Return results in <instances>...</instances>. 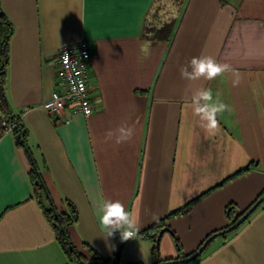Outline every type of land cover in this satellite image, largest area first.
Masks as SVG:
<instances>
[{
  "label": "crops",
  "instance_id": "obj_1",
  "mask_svg": "<svg viewBox=\"0 0 264 264\" xmlns=\"http://www.w3.org/2000/svg\"><path fill=\"white\" fill-rule=\"evenodd\" d=\"M0 5L12 24L4 93L26 143L12 131L0 133V264H71L44 214L49 204L75 211L68 231L83 255L92 250L108 264L118 255L120 264L125 248L138 247L146 264H155L192 253L228 224V205L242 212L264 191V0ZM164 25L172 26L169 34ZM81 39L92 48L87 81L94 109L86 117L66 111L63 122L42 104L58 85V50ZM146 40L152 47L144 58L139 46ZM200 55L232 71L212 81L182 79L181 67ZM200 88H211L214 98L219 91L231 108L218 114L214 135L189 107ZM33 168L44 186L40 197ZM103 200H120L139 231L159 220L170 231L157 248L146 236L105 237L97 214ZM189 264H264V200Z\"/></svg>",
  "mask_w": 264,
  "mask_h": 264
},
{
  "label": "clouds",
  "instance_id": "obj_2",
  "mask_svg": "<svg viewBox=\"0 0 264 264\" xmlns=\"http://www.w3.org/2000/svg\"><path fill=\"white\" fill-rule=\"evenodd\" d=\"M152 43L150 40L143 41L139 50L144 58L150 55ZM232 71L230 65L218 62L214 57L200 55L193 57L187 65L182 66L180 75L187 81H195L203 78L212 81L217 77H223ZM192 115L197 117L200 127L209 135H214L219 131L220 124L217 119L218 114L231 111V108L222 99V94L218 91L213 95L211 88H200L192 93L189 105ZM133 130L128 128L125 138L131 139ZM97 214L101 230L105 237H111L115 232H120L122 241L134 239L139 232L138 224L132 219L131 212L126 210L125 205L120 200H103L97 205Z\"/></svg>",
  "mask_w": 264,
  "mask_h": 264
},
{
  "label": "trees",
  "instance_id": "obj_3",
  "mask_svg": "<svg viewBox=\"0 0 264 264\" xmlns=\"http://www.w3.org/2000/svg\"><path fill=\"white\" fill-rule=\"evenodd\" d=\"M171 28H172L171 25H164L161 28V31L169 34L172 31L170 30ZM161 31L158 30L156 33L159 34ZM11 34H12V24L10 23L9 19L7 18L5 12L3 11L0 5V133L5 131L4 126L1 124V119L6 118L9 124L12 125L10 131L13 132L17 142L20 145L26 147L25 130L21 124L20 117L12 114L8 106L7 100L4 97L5 69L8 59V41ZM32 177H33L34 190L38 194V197H40L39 194L43 190L44 186L40 181L38 171L35 168L32 169ZM188 207L189 204L185 205L179 210H176L175 212H184L188 209ZM43 211L56 235V238L60 242L71 264L73 263L78 264L80 262L84 264H108L110 260L109 258H102L96 255L92 250H88L90 254L89 256L83 255L82 252H80V250H78L77 247L73 245L68 231V227L72 225L74 221V217L76 215L73 209L69 211L57 210L53 204H49L45 208H43ZM234 213H235L234 206L228 205L226 209L228 224L225 227L233 223L242 212L236 214ZM163 227H165L163 221L159 220L153 223L152 225H150L148 228L139 231L138 236L150 237L155 241L159 230ZM233 231H235V229L230 232ZM226 234H223L221 236H226ZM117 257L118 255H115L113 257L114 264H117ZM184 264H189V262Z\"/></svg>",
  "mask_w": 264,
  "mask_h": 264
},
{
  "label": "built area",
  "instance_id": "obj_4",
  "mask_svg": "<svg viewBox=\"0 0 264 264\" xmlns=\"http://www.w3.org/2000/svg\"><path fill=\"white\" fill-rule=\"evenodd\" d=\"M92 48L88 41L81 39L62 46L56 57L57 88L51 92L49 99L43 102L45 111L63 122H68L66 111L89 116L94 109L90 96L87 74L88 62ZM5 130L11 129L6 118L1 119ZM138 235V232L135 236ZM134 236V237H135Z\"/></svg>",
  "mask_w": 264,
  "mask_h": 264
},
{
  "label": "water",
  "instance_id": "obj_5",
  "mask_svg": "<svg viewBox=\"0 0 264 264\" xmlns=\"http://www.w3.org/2000/svg\"><path fill=\"white\" fill-rule=\"evenodd\" d=\"M4 97L6 98L5 94H4ZM28 154L31 157L29 150H28ZM263 200H264V191L258 196V198L250 206H248L244 211H242V213L237 217V219L233 223H231L229 226H227L221 230H218V231L213 232L212 234L208 235L201 242V244L196 248V250H194L192 253H190L184 257H180V258H176V259L161 260V261L156 262L155 264H184V263L191 262L192 260H194L196 257H198L203 252V250L205 249L207 244L212 239H214L217 236H221L223 234H226V233L236 229L241 223H243L247 219V217L263 202ZM164 231H170V229L167 227H163L159 230V232L156 236V239H155L156 248L158 247L160 236L162 235V233Z\"/></svg>",
  "mask_w": 264,
  "mask_h": 264
},
{
  "label": "rangeland",
  "instance_id": "obj_6",
  "mask_svg": "<svg viewBox=\"0 0 264 264\" xmlns=\"http://www.w3.org/2000/svg\"><path fill=\"white\" fill-rule=\"evenodd\" d=\"M229 2L232 5H237L240 2V0H229ZM137 248L134 249L125 248L122 252V257L120 258L121 259L120 264H146L147 260H146V256L144 255V252ZM137 260L140 262H136Z\"/></svg>",
  "mask_w": 264,
  "mask_h": 264
}]
</instances>
